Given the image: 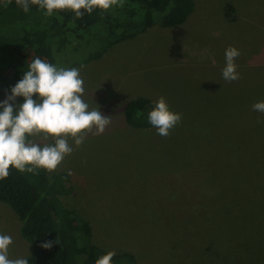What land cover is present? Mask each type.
I'll use <instances>...</instances> for the list:
<instances>
[{"label":"rangeland","instance_id":"rangeland-1","mask_svg":"<svg viewBox=\"0 0 264 264\" xmlns=\"http://www.w3.org/2000/svg\"><path fill=\"white\" fill-rule=\"evenodd\" d=\"M192 1L183 24L156 19L99 59L90 58L103 47L94 29L50 31L51 20L37 16L0 23V102L39 57L79 69L83 99L110 116L102 134L93 129L79 147L70 139L73 152L46 175L61 205L90 226L95 247L134 264H264V113L252 109L264 100V0ZM39 30L50 52L33 39L19 44ZM229 46L240 51L232 82L222 78ZM161 96L182 114L168 136L127 124V102L154 107ZM19 226L0 202L12 259L31 252Z\"/></svg>","mask_w":264,"mask_h":264},{"label":"clouds","instance_id":"clouds-1","mask_svg":"<svg viewBox=\"0 0 264 264\" xmlns=\"http://www.w3.org/2000/svg\"><path fill=\"white\" fill-rule=\"evenodd\" d=\"M119 0H16L24 12L30 4L37 5L52 15L54 10L70 9L77 18L84 12L91 14L96 9L108 10L118 5ZM122 6V5H121ZM240 51L229 46L225 50V67L222 78L228 82L240 78L235 63ZM84 80L77 68L57 67L37 57L28 65L23 78L11 88V94L0 102V179L9 176L10 167L20 172L37 174L38 169L55 171L73 152L69 140L81 146L89 132L102 134L111 123L110 116H104L99 108H90L83 99ZM34 94L36 99H33ZM24 102L16 104V98ZM147 119L161 136L181 122L182 114L170 109L165 97L154 101ZM252 109L264 113V100L253 103ZM137 112L136 116H142ZM54 143H40L38 139ZM12 237L0 233V264H29L27 258H9ZM58 239L45 241L40 247L51 250ZM116 256L114 250L108 251L95 261V264H112Z\"/></svg>","mask_w":264,"mask_h":264},{"label":"trees","instance_id":"trees-1","mask_svg":"<svg viewBox=\"0 0 264 264\" xmlns=\"http://www.w3.org/2000/svg\"><path fill=\"white\" fill-rule=\"evenodd\" d=\"M123 1L125 3L122 6L119 0L118 5L108 10L96 8L91 14L82 9L83 17L77 18L70 9L54 10V16H51L46 14L45 9L34 4H30V10L24 12L16 4V0H0V23L11 19L24 21L31 16H37L36 18L51 20L50 31L60 30L67 33L94 29V34L102 41L103 47L90 58L99 59L109 47L143 33L156 19H159L163 28H170L183 24L193 10L192 0ZM230 12L232 7L226 5V18L231 16ZM45 32L47 30L26 34L18 42L22 46L33 39L38 48L46 53L50 52L45 43ZM152 108L145 99L127 102L124 106L127 124L137 127L151 126L147 116ZM138 111L143 113L139 118L136 116ZM9 172L7 178L0 179V202L7 204L16 214L20 223L19 234L31 245V252L27 257L29 264H95L97 259L106 254L90 243V226L73 211L61 205L54 190L56 184L51 183L49 186L46 181L47 170L38 169L37 174H28L10 167ZM64 177L62 174L59 178ZM56 239L59 243L54 244L51 250L40 247L41 243ZM123 259L134 264L133 256L128 254L116 255L112 264H120Z\"/></svg>","mask_w":264,"mask_h":264}]
</instances>
